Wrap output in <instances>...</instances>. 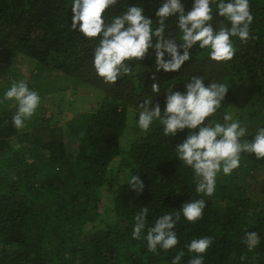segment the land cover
Returning <instances> with one entry per match:
<instances>
[{"label":"trees","instance_id":"obj_1","mask_svg":"<svg viewBox=\"0 0 264 264\" xmlns=\"http://www.w3.org/2000/svg\"><path fill=\"white\" fill-rule=\"evenodd\" d=\"M72 2L0 0V61L8 63L17 56L32 60L31 76L36 82L32 90L42 91L35 115L22 130L11 123L15 103L0 104V264H171L179 251L185 253L180 264H188L191 255L186 245L200 237L213 239L204 264H264V205L254 202L243 186L248 177L253 178V172L264 174V159L242 153L239 168L231 175L217 176L215 194L202 196L195 191L192 170L176 159L175 148L189 130L168 138L163 136L159 121L147 132L138 127V105L144 99L151 96L153 106L159 103L163 113L166 91L173 86V91L184 92L185 83L194 75L204 77L205 86L215 80L229 87L222 107L209 118L212 124L223 123V115L239 103L233 91L238 82L250 83L264 99V0H249L254 17L250 35L256 39L242 43L232 38L236 54L231 61H210L208 50H200L197 44L178 72H156L154 50L150 49L136 68L132 65L133 74L122 76L115 85L105 84L94 70L96 43L71 29ZM162 3L118 0L105 10L104 17L107 22L127 7L140 6L145 17L155 21ZM181 3L187 13L194 0ZM211 7V23L218 28L223 18L214 4ZM175 21L171 17L166 22V35L179 38ZM156 26L154 22L153 28ZM209 69L215 73L210 74ZM49 73L65 81L102 85L95 86L103 94L100 106L65 117L62 136L52 134L54 124L43 114L47 111L43 104L46 95L70 87L58 89L49 81L41 88ZM153 83L160 85L159 94H152ZM6 91L0 88V99ZM248 102L239 104L245 108ZM131 108L136 113L135 123L123 147L120 134L128 128ZM259 122L243 139L254 138L264 127V117ZM115 158L120 160L124 179L114 189L108 209L100 212L98 191L108 185L109 165ZM132 175H139L145 186L140 194L127 185ZM200 198L207 205L203 218L189 223L181 217L174 229L179 239L175 248L149 252L143 238L146 230L140 240L132 239L134 217L140 208L148 207L150 227L159 216ZM249 231L260 236V244L251 251L243 243Z\"/></svg>","mask_w":264,"mask_h":264},{"label":"clouds","instance_id":"obj_2","mask_svg":"<svg viewBox=\"0 0 264 264\" xmlns=\"http://www.w3.org/2000/svg\"><path fill=\"white\" fill-rule=\"evenodd\" d=\"M118 0H73L71 29L84 38L96 43L92 64L98 78L105 84L115 85L122 76L133 74V64H139L149 50H154L155 71L165 73L178 72L190 59V50L198 44L200 50H208L210 61L228 62L236 54L233 39L242 43L256 37L250 35V26L254 17L249 0H194L187 13L181 0H163L155 12V21L145 17L140 6L127 7L125 11L113 16L106 22L105 10L115 6ZM223 20L214 28L213 8ZM175 17V28L179 38L168 33L166 22ZM227 22L226 24L224 22ZM157 25L153 28V23ZM98 38V42L97 41ZM179 42V43H178ZM167 54L168 59H165ZM156 80V76H152ZM204 77L194 75L185 83V91H166L163 113L159 103L153 106L151 96L139 105L138 127L147 132L154 121L163 126L165 137H175L178 132L189 130L186 139L175 148L176 159L193 172L195 191L202 196L211 197L216 192V180L220 173L228 176L240 167L241 154L255 155L257 160L264 159V127L257 130L251 140L243 139L247 128L231 114L223 115V123L212 124L209 120L218 109L229 87L215 80L205 86ZM152 94L160 93V85H151ZM13 101L16 111L11 123L17 130L26 127V123L35 115L40 96L31 90L23 80L13 82L0 99V104ZM207 120V123H205ZM7 123V121L5 122ZM19 149L20 145H15ZM127 185L140 194L144 184L139 175H132ZM206 201L203 198L188 200L179 211L159 216L152 226H147L148 207L140 208L135 215L132 239L143 238L147 250L158 254V249L168 251L178 243L177 222L183 217L189 223L203 218ZM243 243L251 251L260 244V236L255 231L246 232ZM213 244L212 237L194 238L186 245L191 255L188 264H204V256ZM184 251L177 252L171 264H180ZM243 259V257H242Z\"/></svg>","mask_w":264,"mask_h":264},{"label":"rangeland","instance_id":"obj_3","mask_svg":"<svg viewBox=\"0 0 264 264\" xmlns=\"http://www.w3.org/2000/svg\"><path fill=\"white\" fill-rule=\"evenodd\" d=\"M6 65V66H5ZM0 68L4 71H0V88L8 90L13 82L25 81L28 87L32 90L33 85L36 84L34 78L31 74L34 71V63L32 60L17 56L16 58H11L8 63H2L0 61ZM138 70L134 73L137 74ZM210 74H214L211 69L208 70ZM46 81L45 85H42L41 88H46V85L50 83L56 84V87L63 88L66 85H69L70 89L63 91H53L49 95H46L45 103L47 111L44 112L46 118H50V121L54 126L52 127L59 136L63 135L66 127V119L71 118L75 114H80L86 112L90 109H95L100 106L103 101L102 91L95 86L97 85L94 82L93 84H82L74 83L71 81H65L63 78L59 77L56 74L45 76ZM55 87V86H54ZM38 94H42V91H38ZM233 91L237 96L239 103L246 100L249 101L245 108L242 107L243 104H236L230 114L233 116V119L239 120L242 127L247 128V133L253 132L256 127V124L264 117V99L258 95L257 90L254 86L247 82H238L233 86ZM42 96V95H40ZM41 99V97H40ZM47 99L50 101L48 102ZM15 104L11 108L15 109ZM66 117V119H64ZM136 113L131 108L128 113V128L125 129L120 134L123 147L126 145V141L130 138L131 126L134 125ZM260 123V122H259ZM258 123V124H259ZM61 127V128H60ZM111 171L110 180L108 185L101 187L98 191L99 197L101 199L100 212L106 211L111 204L113 198V191L118 184L123 182L124 175L120 172V160L115 158L109 165ZM253 178L248 177L243 186L248 189L249 194L252 196L254 202L261 203L264 205V174L259 171L252 173Z\"/></svg>","mask_w":264,"mask_h":264}]
</instances>
